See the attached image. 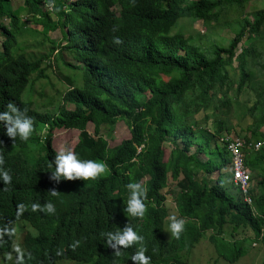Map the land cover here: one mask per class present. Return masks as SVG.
<instances>
[{"label":"trees","instance_id":"obj_1","mask_svg":"<svg viewBox=\"0 0 264 264\" xmlns=\"http://www.w3.org/2000/svg\"><path fill=\"white\" fill-rule=\"evenodd\" d=\"M256 1L24 0V6L17 7L13 0H0V110L13 102L27 108L33 119L27 141L14 143L0 130V168L11 177L8 190L0 183V257L13 243L15 218L19 223L36 221V237L23 242L21 254L26 251L27 256L18 264L122 260L100 243L98 234L126 225L144 238L145 255L152 264H187L186 258L208 232L213 244H221L220 256L237 264L243 243L225 252L229 243L222 236L227 227H232L231 237L248 228L264 242V236L260 239L264 145L253 149L264 142L260 131L264 126V8L253 10L251 16L247 10ZM44 5L51 7L56 22ZM23 12L43 30L32 31L27 22L22 23ZM186 22H202L205 36H187ZM222 24L234 35L228 43L219 37ZM57 29L66 41L63 47L58 42L57 54L55 47L50 55L28 54L31 45L23 39L26 34L46 38ZM49 69L62 75L57 79L67 90L55 109L40 111L34 107L33 93L41 79L48 80ZM162 75H174L176 81L165 82ZM245 91L254 97L245 112L253 122L234 136L233 129L241 124L231 125L230 117ZM211 118L215 122L208 129ZM119 122L129 127L131 139L110 149L101 130ZM90 123L96 124L94 135L87 129ZM57 129L78 130L74 153L103 162L106 174L96 180L51 179L57 154L52 138ZM235 137L250 149H245V168L252 185L246 194L229 182L232 175L228 177L232 142L226 138L236 143ZM166 144L173 146L167 160ZM130 182L144 185L143 217L123 211L128 197L125 185ZM168 188L175 192L178 219L184 221L179 239L165 233ZM246 197L251 205L244 201ZM47 203L55 212L38 220L48 212L34 216L33 204L46 210ZM60 222L65 229L59 248L35 244L39 233ZM74 242H79L75 248Z\"/></svg>","mask_w":264,"mask_h":264},{"label":"rangeland","instance_id":"obj_2","mask_svg":"<svg viewBox=\"0 0 264 264\" xmlns=\"http://www.w3.org/2000/svg\"><path fill=\"white\" fill-rule=\"evenodd\" d=\"M71 2L75 0H70ZM14 3H18L17 7L24 6L25 2L24 0H13ZM74 3V2H73ZM264 8V0H257L256 2L251 3L247 7L248 14L251 16V12L253 10L262 9ZM44 10H49L52 16L51 21L56 22L57 17L55 14L51 11V7L48 5H44ZM22 17V23L27 22V27L34 31H42L43 25L42 24H36L33 20L32 15L27 17L26 14L21 16ZM28 19V20H27ZM27 20V21H26ZM222 23L225 22V18L221 17ZM8 24V21L5 22ZM186 35H193L196 36L198 33H200L202 36H205L206 34V28L204 27L202 22H186ZM220 28V27H218ZM219 37L225 39L226 43L231 41L233 39L234 35L230 28L225 27L223 24L219 31ZM27 44L31 45L30 49L28 51V54L39 52L41 54H47L50 55L52 50V47H55L54 53L57 54L58 50V42H60V46L63 47L66 44V41L63 40V32L61 29H57L55 31H50L48 37L44 38L42 35L40 36H33L31 33H28L23 38ZM40 43L42 44L41 48H36V46H40ZM52 50V51H51ZM240 51L238 50V53ZM51 60H53V57H50ZM69 61L72 63L78 64L74 61V59L68 57ZM74 61V62H73ZM235 66L237 63H234ZM52 70L55 71V66L52 64ZM51 69L47 71V77L48 80L41 79L40 82L36 84V88L34 90V96L32 98V101L34 102V107L37 108L40 111L45 110H52L55 109L58 106V103H61V94L64 93L67 90V85L62 83L60 80L57 79L58 77H62L61 74L56 72V75L53 73ZM46 77V78H47ZM160 78L165 82L170 81H176V77L174 75H162ZM254 97L253 95L245 91L240 96L239 101L237 103H234L233 109H232V115L230 117L231 125L235 126L238 125L237 128L233 129L234 136L238 135L237 132L240 131L241 128L246 129L250 124H252L253 120L249 115H245L246 107H250L253 105ZM72 108L71 106H69ZM223 119V118H222ZM215 122L214 118H211L209 122L207 123L208 129H213V124ZM95 123H90L87 127L88 131L91 134H95ZM204 128V127H203ZM206 128H204L205 130ZM207 130V129H206ZM260 131H264V126L260 129ZM210 132V131H209ZM207 132V133H209ZM79 134L80 132L78 130H66V129H60L56 130L54 132L53 137V146L56 151H66L68 149H71L74 151L78 141H79ZM101 135L107 140L109 144V148H115L119 146L123 141L131 139V132L129 127L124 122H119L113 127H106L103 126L101 130ZM165 146V160L168 159L171 150L173 149V146L170 144H166ZM201 159L203 161L206 160V156H201ZM231 174L228 175L230 177ZM212 178H210L211 180ZM214 179V178H213ZM232 179V178H231ZM230 182V181H229ZM169 184H174L176 186V183L170 182ZM141 186L144 188L143 183ZM173 191H176V188H172ZM170 188H168L165 192L167 195V207L169 209V217L175 216L177 219L179 218V214L176 209V202L175 198L176 195H174L175 192H168ZM169 219V218H168ZM169 221V220H168ZM232 231V227H227L225 234L222 236V239H224V242L229 243L226 244L225 252H231L230 249L233 245L238 244L242 242V257L239 258V260L236 262L237 264H263L264 262V242L258 241L255 239L254 233L248 229V228H241L238 231H236L231 237L229 233ZM166 234L171 235L167 231L166 227ZM212 233H207L206 238H204L193 250L192 254L187 257V264H231L227 260H225L223 257L220 256V251L218 250V246L221 244H213L210 240V236ZM23 235L21 234V239H19L21 246H17V239L16 237L15 243L13 245V250L10 254L14 252L15 247L21 252L24 250V247L22 245ZM6 257V256H5ZM10 260H4L3 258L0 259V264H11L9 262ZM68 262V261H66ZM69 263V262H68ZM72 263V262H71Z\"/></svg>","mask_w":264,"mask_h":264},{"label":"clouds","instance_id":"obj_3","mask_svg":"<svg viewBox=\"0 0 264 264\" xmlns=\"http://www.w3.org/2000/svg\"><path fill=\"white\" fill-rule=\"evenodd\" d=\"M5 109L6 110H0V130H3L4 134L8 138L12 139L14 143L17 139H19L20 141H27L33 133V119L32 117L27 115V108L21 109L18 108L15 103L8 102L5 106ZM231 142L232 143L229 144V150L231 153L230 174L232 175L234 180L233 184L235 186H238L242 190V192L246 194L249 187L252 185L251 180H249V171L245 168V149H249V146L247 148H244L243 141L236 143H234L233 141ZM260 144H262L261 146H263L264 142H260ZM253 149L259 150L261 148L256 149L255 145ZM0 163H2V158H0ZM52 163L55 165V169L54 171H50V178L56 181H59L61 179H81L84 181L96 180L97 178L102 177L106 174V167L103 162H98L90 159H81L79 155L77 153H74L71 149L58 152L55 155L54 161ZM236 163H240V169H242V172H237L238 168ZM10 179L11 177L8 171L0 168V182L8 184L10 182ZM125 187L128 190V197L123 211L132 217H143L145 213V204L143 200L145 196V189L139 182H130L126 184ZM50 193L53 196L57 194L55 190L50 191ZM244 201L249 205L252 204V200L249 197H246ZM32 207L35 210L38 205L33 204ZM45 208L48 213L55 212V208L51 203H47L45 205ZM167 231L171 234L172 237L179 239L181 233L184 231L183 219H177L175 216L169 217ZM102 235L104 237H107L106 246L108 250L113 254V256L120 257L123 260V263L150 264V257L145 255V247L143 243L144 238L139 235L138 232L135 231L132 227L126 225L122 230L102 233ZM263 236L264 229L262 235L260 236V239L263 238ZM15 240L16 239L14 238L9 252L2 256V258L8 259V256L15 254L16 263L18 264L22 263V259L24 258L22 254L26 255L27 253L25 251L21 254V250L15 247L14 252L10 254L13 250ZM16 243L17 246H21L20 241L17 240ZM78 243L79 242H74L71 247L75 248ZM131 248L134 249L135 252L132 251Z\"/></svg>","mask_w":264,"mask_h":264},{"label":"water","instance_id":"obj_4","mask_svg":"<svg viewBox=\"0 0 264 264\" xmlns=\"http://www.w3.org/2000/svg\"><path fill=\"white\" fill-rule=\"evenodd\" d=\"M53 137H54V135H53ZM52 147L55 150V148L53 146V138H52ZM56 152L58 153V151H56ZM26 156L29 159L32 157V155L30 153H28ZM25 162L26 163L28 162V160L26 158H25ZM0 183H1V186L3 187L4 190H8L9 189V186L11 184V182H9L8 184H4L3 182H0ZM14 186L17 189H19L16 184H14ZM18 193H19V191H18ZM32 212H33V215L34 216H40V215L44 214L46 212V210H43L42 207L38 206L35 210L32 207ZM48 214H50V213H46V214L38 217L37 219L40 220V219L44 218L46 215H48ZM34 219L35 218L32 219V223H33L32 224L29 221L28 222L27 221H22L21 223H19V222H17V220L15 218V220L13 221V225H12V229H13V232H14V238L16 239V237L18 236V239L17 240L19 241V239H21V234H22L23 235L22 240H23L24 243H25V241H26L27 238L33 237V239H34L36 237L35 236L36 235V229L33 226V225H36V221ZM40 224L42 225V222H40ZM64 229H65L64 225L60 222V224L58 225V227H56L54 229H51V230H49V231H47L45 233H42V234L39 233L38 234L39 242H37L35 244H39V245L42 244V245L47 246V247H57V248H59L57 246L58 239L64 233L63 232ZM98 238H99L101 244L107 245V237H104L102 235V232H99ZM38 246H37V249H38ZM132 251L135 252L134 249H132ZM22 255L24 257L26 256L25 254H22ZM0 259H2V257H0ZM3 259L4 260H7V258H3ZM8 260H10L9 262L11 264H17L16 263V255L15 254H12V255L8 256ZM66 261H68L69 263L66 262ZM115 261H117V263H114ZM55 264H91V263L88 262L87 260L83 259V258H78V259H72V260L64 259V260H61L60 262H57L56 261ZM96 264H104V263L101 262V261H99V260H97ZM106 264H126V263H123V260L118 259V260H110ZM150 264H152V262Z\"/></svg>","mask_w":264,"mask_h":264},{"label":"bare ground","instance_id":"obj_5","mask_svg":"<svg viewBox=\"0 0 264 264\" xmlns=\"http://www.w3.org/2000/svg\"><path fill=\"white\" fill-rule=\"evenodd\" d=\"M227 137H228V136H227ZM226 139H227L229 142L232 141V139H230V138H226ZM235 139H236V137H235ZM236 142H240V138H237V139H236ZM233 181H234V180H233V177H232V180H230V183H234ZM168 220H169V219H168ZM26 241H27V239H26ZM21 242H22V245H23V240H21ZM27 243H28V242H27ZM27 243H26V244H27ZM23 247H24V246H23ZM26 250H27V247H26ZM23 251H24V250H23ZM23 251H22V252H23ZM26 256H27V254H26ZM23 260H24V259H23ZM24 261H25V260H24ZM88 261H89V260H88ZM89 262H90V261H89Z\"/></svg>","mask_w":264,"mask_h":264},{"label":"built area","instance_id":"obj_6","mask_svg":"<svg viewBox=\"0 0 264 264\" xmlns=\"http://www.w3.org/2000/svg\"><path fill=\"white\" fill-rule=\"evenodd\" d=\"M237 145H240V144H237ZM261 145L262 144H260V143L259 144H256V149L261 148ZM236 165H237V168H238L237 169V172H242V169H240V166H241L240 163H236Z\"/></svg>","mask_w":264,"mask_h":264}]
</instances>
